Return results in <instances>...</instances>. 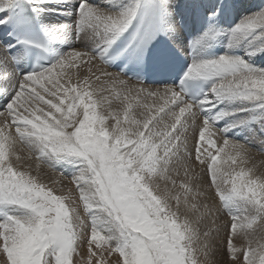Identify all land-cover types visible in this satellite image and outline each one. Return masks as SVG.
Segmentation results:
<instances>
[{"label":"snow or ice","instance_id":"obj_1","mask_svg":"<svg viewBox=\"0 0 264 264\" xmlns=\"http://www.w3.org/2000/svg\"><path fill=\"white\" fill-rule=\"evenodd\" d=\"M258 58L264 3L0 0V264H208L221 213L233 264H264V178L242 166L264 154Z\"/></svg>","mask_w":264,"mask_h":264},{"label":"rangeland","instance_id":"obj_2","mask_svg":"<svg viewBox=\"0 0 264 264\" xmlns=\"http://www.w3.org/2000/svg\"><path fill=\"white\" fill-rule=\"evenodd\" d=\"M247 3H251L253 5L259 6L262 3H264V0H246ZM58 20L61 23H67V24H72V18H71V14H69L67 17H62V18H54V21ZM232 21H229V23H231ZM76 48H80L82 47V45L80 43H77L75 45ZM256 65L258 67H264V59L263 58H259L256 59L255 61ZM58 71H60L58 69ZM65 71H71V72H75L76 69H67ZM53 78L55 79V75L53 76ZM73 83H75V76H73ZM49 86L50 85H47ZM151 103V102H150ZM158 103H163V101H159ZM155 107V106H154ZM219 137L218 135L216 137H213V139L218 140ZM217 138V139H216ZM220 139V138H219ZM222 139L218 140L221 141ZM223 141L219 142L220 144H222ZM252 144L254 146L251 147V151L249 153V162L246 165H242L245 168L248 167H253L254 166V172L253 175H257L260 176L262 178H264V154H261L258 152V148H256L257 146H259V142L255 141L252 142ZM188 148L189 150H193L194 148V142L193 140L190 138L189 139V143H188ZM26 151V152H25ZM24 152V153H23ZM18 155H20L21 157H24L26 155H28L27 150H23L22 153H17ZM220 161L218 162V167H221L223 169H228L229 164H231V161H228V164H225L224 161L227 159V156L224 153L220 154ZM33 160L35 163H37L36 159L33 158L31 159ZM24 161V160H23ZM24 164V162H23ZM239 160H237V165H232L233 168H236V170H239ZM25 169H27L26 164L24 165ZM75 169L70 167V166H64L62 168H58L57 170H52L51 168H49L47 165L41 163L40 165V169L38 170V178L39 181L41 183L46 184L48 187H51L54 189L55 193L57 195H68L69 194V189L72 190V196L73 198H76L78 196V193L75 192V186L73 184H71V177L73 176V174L75 173ZM195 172L201 176H203L205 178V180H207V174L206 172L201 168V166H199L198 164L195 165ZM32 173L33 175H37V170L36 168H32ZM178 181L179 179H184L183 174H181V177L177 178ZM204 189H207V184H204ZM202 200L206 201L207 203H209L210 205H212L213 207H217L218 206V200L216 198H214V196L209 195L206 197H202ZM230 221V217H228L226 214H219L218 216V225L221 228V231L217 234V233H213V240H212V244H213V255H211L210 260L208 261V264H233V262L228 258V254L226 252V243H227V238H228V232L227 229L224 228V224L228 223ZM257 233H258V239L261 243H264V232L260 231L259 228H257ZM234 243L236 244L237 247H240L244 241L240 240V239H234ZM237 255L241 256V261L240 264H242V254L241 253H237ZM201 264H205V258L200 255L199 257Z\"/></svg>","mask_w":264,"mask_h":264},{"label":"bare ground","instance_id":"obj_3","mask_svg":"<svg viewBox=\"0 0 264 264\" xmlns=\"http://www.w3.org/2000/svg\"><path fill=\"white\" fill-rule=\"evenodd\" d=\"M259 59V58H258ZM264 59V58H263ZM110 70V69H109ZM110 71H113V70H110ZM130 82V84L131 83H135V82H132V81H129ZM147 87H150V88H152L153 86H148L147 85ZM154 87H157V86H154ZM222 123V122H221ZM218 138V140H220L219 139V137H217ZM216 138V139H217ZM222 141V140H221ZM221 141H219V142H221ZM223 143V142H222ZM189 146V145H188ZM227 151V150H226ZM26 152V151H25ZM17 153H22V151L20 150V148H19V146H18V151H17ZM24 153V152H23ZM226 155V154H225ZM27 156V155H26ZM26 156H24V157H26ZM223 156H224V153H223ZM24 165L26 164V167H27V165H29V164H31L32 165V168H35V165H36V163L33 161V160H27V159H25L24 161ZM40 169V168H39ZM215 208V207H214Z\"/></svg>","mask_w":264,"mask_h":264}]
</instances>
